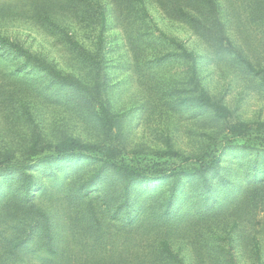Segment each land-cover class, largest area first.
<instances>
[{"label": "rangeland", "instance_id": "374dc122", "mask_svg": "<svg viewBox=\"0 0 264 264\" xmlns=\"http://www.w3.org/2000/svg\"><path fill=\"white\" fill-rule=\"evenodd\" d=\"M0 264H264V0H0Z\"/></svg>", "mask_w": 264, "mask_h": 264}, {"label": "trees", "instance_id": "16d2710c", "mask_svg": "<svg viewBox=\"0 0 264 264\" xmlns=\"http://www.w3.org/2000/svg\"><path fill=\"white\" fill-rule=\"evenodd\" d=\"M199 100L201 101V104H210V99L206 94H202L199 98ZM222 108V107H221ZM236 128H238L237 130L239 132H246L249 128V125L247 123H240L238 125L235 126ZM80 148L81 145L78 142V140L76 138H67L66 140L62 141L61 143H59L58 145V150H67L70 148ZM27 184H30L29 178L26 180Z\"/></svg>", "mask_w": 264, "mask_h": 264}]
</instances>
